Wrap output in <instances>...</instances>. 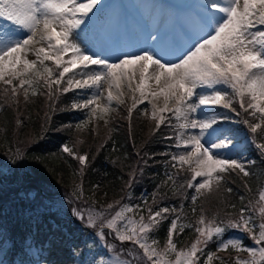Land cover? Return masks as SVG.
<instances>
[{
	"label": "snow or ice",
	"instance_id": "1",
	"mask_svg": "<svg viewBox=\"0 0 264 264\" xmlns=\"http://www.w3.org/2000/svg\"><path fill=\"white\" fill-rule=\"evenodd\" d=\"M100 3L0 0V91L13 104L19 106L21 94L27 103L30 95H37L42 82L49 98L76 90L90 92L81 103L73 102L71 108L86 110L90 120L104 119L115 110L114 104L126 103L123 87H127L132 92L128 117L147 102L145 108L150 105L151 111L143 114L150 115L154 129L158 131L164 125L174 130L166 139L177 151L161 155L173 169L188 166L190 175L181 187L195 193L191 196V212L196 216L188 224L180 222L177 208L157 206L155 198L152 205L144 207L147 200L133 205L124 203L122 197L97 210L85 197L82 181L74 185L71 196L83 206L73 207L72 216L95 230L99 241L114 253L111 260L100 259L97 264H264V188L236 215L229 211L223 217L218 212L208 215L203 206L196 207L205 193L220 190L226 175H251L241 160L218 155L220 150L234 147L220 127L221 121L230 117L209 115L204 109L214 112L218 107L238 117L243 114L242 123L249 133L260 137L259 142L253 139L252 143L264 158V0H202L195 38L172 60L162 57L156 44L152 51L121 53L115 61L89 54L75 37ZM152 40L157 37L152 36ZM104 122L107 124V119ZM16 123L22 122L17 119ZM9 151L13 164L25 158L19 148ZM62 152L78 161L82 175L88 154L67 144ZM136 155L140 157L141 153ZM141 159L146 165L148 161ZM137 174L142 176L143 168L129 174V192ZM166 175L168 181L176 183L174 174ZM244 186L248 188L246 182ZM225 191L233 190L227 187ZM240 199L243 202L244 197ZM227 207L235 209L236 205ZM254 212L259 213L258 221ZM164 222L169 226L161 246L154 234ZM185 228L194 231L195 239L187 247L178 248L176 237ZM230 230L246 234L254 246H246L240 239H225ZM107 234L125 246L123 259L115 245L107 243ZM214 241H218L216 251H206ZM219 252L235 255L225 257Z\"/></svg>",
	"mask_w": 264,
	"mask_h": 264
},
{
	"label": "trees",
	"instance_id": "2",
	"mask_svg": "<svg viewBox=\"0 0 264 264\" xmlns=\"http://www.w3.org/2000/svg\"><path fill=\"white\" fill-rule=\"evenodd\" d=\"M45 93L41 82L37 95H30L29 101L24 103L21 94L17 106L0 91V182L5 186L0 195V227L8 230L5 235L10 243L5 250L8 257L22 259L27 243H31L37 248L48 249V264H79L78 259L87 246L89 228L70 213L61 215L40 209L38 205L46 198L41 187L66 194L76 206L82 203L74 200L71 193L74 185L82 181L84 195L96 209L122 197L124 203L133 205L143 200L152 205L155 198L157 206L177 208L181 223L195 221L196 216L191 212L192 190L181 187L190 175L188 169L171 168L168 159L161 155L175 151L172 141L166 139L173 135L172 128L162 125L155 130L154 121L144 115L141 108L134 109L129 118L127 108L131 103L127 101L105 118L107 124L104 119H99L100 124L97 119H89L86 126L77 129L76 125L83 121L86 110L71 108L76 101L75 91L51 98ZM236 118L252 141L259 142L260 137H253L242 123L243 114ZM17 119L22 123L17 125ZM65 144L75 146L81 154H88L89 162L82 175L78 161L62 152ZM9 148H19L25 158L13 164ZM137 152L141 153L140 157ZM249 153L251 161L245 165L251 175H226L220 190L205 193L198 200L197 208L203 206L208 215L218 212L223 217L226 211L236 215L249 200L258 198L259 190L264 188V158L254 144L250 145ZM141 157L148 161L146 165ZM138 167L143 168V175L137 174L129 192L126 188L129 174ZM168 173L174 174L175 184L167 180ZM245 182L248 188H245ZM36 184L39 188L35 187ZM94 185L100 187L94 189ZM27 186L37 189L33 201L23 199L18 193ZM227 187L233 191L227 193ZM232 204L236 205L235 209L227 207ZM253 215L258 221L259 214L254 212ZM168 226V222L162 223L154 234L161 246L166 240ZM194 238V231L185 228L184 233L176 237L178 248L186 247L185 244H190ZM244 243L251 244V240L245 236ZM214 250L211 246L206 251Z\"/></svg>",
	"mask_w": 264,
	"mask_h": 264
},
{
	"label": "rangeland",
	"instance_id": "3",
	"mask_svg": "<svg viewBox=\"0 0 264 264\" xmlns=\"http://www.w3.org/2000/svg\"><path fill=\"white\" fill-rule=\"evenodd\" d=\"M201 2L202 0H101L100 5L97 6V10H94V14H90L92 15L91 19L86 20V24L77 30L75 39L89 54H99L107 57L110 61H115L121 53L136 52L141 49L152 51L153 44L157 45L156 51L161 56L163 55L162 57L172 60L195 38L193 34L198 26L197 12ZM181 23L186 24L183 31L188 35L189 39H186L181 34ZM152 36H156L157 40L153 41ZM102 37H105L110 43H104ZM169 42H174V44H170ZM123 91L125 92V101L131 103L132 92L127 87H123ZM90 94L87 91L76 90L75 102L81 103ZM136 95L138 96L139 94L136 93ZM159 102L162 105L163 99L161 98ZM146 104L147 102L142 104L141 109L143 113L145 110L150 113L151 107L148 105L146 109ZM117 106L119 105L114 104L113 108L115 109ZM216 109L214 112L212 109H204V111L209 115L216 114L218 116L230 117L228 121H221L220 127L226 130L224 135L230 137L234 143V147L220 150L218 155L223 158H232L248 163L249 156L246 147L249 146L250 139L247 138L244 131L238 129L236 115L222 108L217 107ZM82 119L83 121L78 124L84 127L89 122L87 111ZM96 122L100 124L99 119ZM183 169H188V166L184 165ZM35 187L39 188V185L36 184ZM35 187L27 186L24 191L21 189L18 193L22 195L23 199L33 201L36 199L38 193ZM41 190L46 194V198L42 200L41 205H38L40 209L53 211L61 215L71 214L72 200L66 194L56 192L47 187H41ZM4 191L5 186L0 182V195ZM193 194L195 193L192 191ZM82 206V204H77L73 207ZM147 206H150V204ZM257 214L259 213L257 212ZM91 230H89V235L87 236V247H85L81 254V264H97L100 259L111 260L114 253L109 252L105 243L99 241L98 237L94 234L95 232L91 233ZM105 232L108 233V230L105 229ZM7 233V229L0 227V264H21L20 260L17 261L15 258H9L5 254V250L10 244L5 237ZM243 235L247 236L235 230L227 239H240L243 242ZM106 238L107 243L115 245L116 252L121 253V258L123 259L122 249L125 246L115 241L112 235L109 236L107 234ZM243 244L245 245L244 242ZM188 245L185 244L186 247ZM250 246H254L252 241ZM26 252L27 259L30 260L28 264H46L43 258L40 261L39 259L47 254V249L29 248ZM223 253L225 252H221V254ZM230 255L234 256L235 252L230 253ZM241 255L246 256V253H241ZM27 259L26 256H22L23 264H27Z\"/></svg>",
	"mask_w": 264,
	"mask_h": 264
},
{
	"label": "bare ground",
	"instance_id": "4",
	"mask_svg": "<svg viewBox=\"0 0 264 264\" xmlns=\"http://www.w3.org/2000/svg\"><path fill=\"white\" fill-rule=\"evenodd\" d=\"M163 56V55H162ZM215 110H217V109H215ZM219 110V109H218Z\"/></svg>",
	"mask_w": 264,
	"mask_h": 264
}]
</instances>
